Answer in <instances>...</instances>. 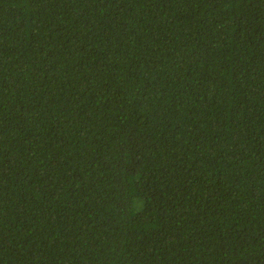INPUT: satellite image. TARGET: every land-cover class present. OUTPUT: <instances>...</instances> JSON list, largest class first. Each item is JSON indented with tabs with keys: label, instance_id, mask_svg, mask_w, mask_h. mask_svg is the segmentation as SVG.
I'll list each match as a JSON object with an SVG mask.
<instances>
[{
	"label": "trees",
	"instance_id": "obj_1",
	"mask_svg": "<svg viewBox=\"0 0 264 264\" xmlns=\"http://www.w3.org/2000/svg\"><path fill=\"white\" fill-rule=\"evenodd\" d=\"M0 264H264V0H0Z\"/></svg>",
	"mask_w": 264,
	"mask_h": 264
}]
</instances>
